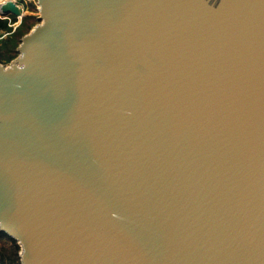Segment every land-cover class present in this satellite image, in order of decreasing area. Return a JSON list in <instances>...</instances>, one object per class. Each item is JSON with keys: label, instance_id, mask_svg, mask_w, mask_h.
<instances>
[{"label": "water", "instance_id": "1", "mask_svg": "<svg viewBox=\"0 0 264 264\" xmlns=\"http://www.w3.org/2000/svg\"><path fill=\"white\" fill-rule=\"evenodd\" d=\"M37 3L0 62L20 264H264V0Z\"/></svg>", "mask_w": 264, "mask_h": 264}, {"label": "rangeland", "instance_id": "2", "mask_svg": "<svg viewBox=\"0 0 264 264\" xmlns=\"http://www.w3.org/2000/svg\"><path fill=\"white\" fill-rule=\"evenodd\" d=\"M36 1L37 0H31L24 4L25 16L23 18L26 19V24H30V26L23 27L22 34L16 33V35H14V38L18 43L20 42L21 36L28 33L31 28L39 22L37 10L38 4L36 5ZM2 49L4 55L0 56V61L3 63H7L8 60L10 61V58H7L9 55L16 56V47L14 48V45L9 51H7L3 45ZM19 251L20 247L16 242L8 240L5 236H0V261L2 260L3 264H20Z\"/></svg>", "mask_w": 264, "mask_h": 264}, {"label": "built area", "instance_id": "3", "mask_svg": "<svg viewBox=\"0 0 264 264\" xmlns=\"http://www.w3.org/2000/svg\"><path fill=\"white\" fill-rule=\"evenodd\" d=\"M7 1H9V0H0V20H4L5 26H6V27H2L0 25V56L3 54V49H2L3 41L10 38L16 32L17 28L21 25L23 17L25 16L24 4L27 1H31V0H10V1L14 2L17 6H19V8L21 9V14H19V15H12V14L3 15L1 13V6L3 4H5ZM36 5H37V1H36ZM37 10H38V15H39V9L37 8ZM0 62H2V61H0Z\"/></svg>", "mask_w": 264, "mask_h": 264}, {"label": "trees", "instance_id": "4", "mask_svg": "<svg viewBox=\"0 0 264 264\" xmlns=\"http://www.w3.org/2000/svg\"><path fill=\"white\" fill-rule=\"evenodd\" d=\"M26 19L23 18L22 22H21V25L17 28L16 32L8 39L4 40L2 45L4 46V48H6L7 51H9L11 48H13V45H14V48L16 47V45H18L19 43L16 41V39L14 38V35H16V33L20 34L22 32V28L27 26L29 27L30 24H26L25 22ZM0 25L2 27H6L5 26V21L4 20H0ZM22 34V33H21ZM6 51V53H7ZM4 55V54H2ZM1 55V56H2ZM14 56L13 55H9L7 58H10V60L13 58ZM9 61V60H8ZM0 236H5L8 240L12 241V242H16L14 239L10 238L9 236H7L4 232L0 231ZM17 247V246H16ZM1 263H2V260H1ZM3 264V263H2Z\"/></svg>", "mask_w": 264, "mask_h": 264}, {"label": "bare ground", "instance_id": "5", "mask_svg": "<svg viewBox=\"0 0 264 264\" xmlns=\"http://www.w3.org/2000/svg\"><path fill=\"white\" fill-rule=\"evenodd\" d=\"M38 4V3H37ZM38 9H39V5H38Z\"/></svg>", "mask_w": 264, "mask_h": 264}]
</instances>
